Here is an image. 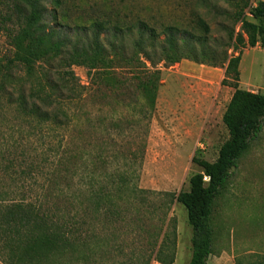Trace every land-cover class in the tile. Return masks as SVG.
<instances>
[{"label": "trees", "instance_id": "obj_1", "mask_svg": "<svg viewBox=\"0 0 264 264\" xmlns=\"http://www.w3.org/2000/svg\"><path fill=\"white\" fill-rule=\"evenodd\" d=\"M61 6V0H0V21L12 51L10 57L0 60V115L6 111L4 105H14L11 113L17 124L9 129L21 136L18 148L33 137L47 146L45 133L57 135L50 145L55 148L49 151L54 159L58 157L50 161L54 170L45 169L46 161L38 165L30 162V169L18 170L10 178L23 183L42 170H51L45 171L47 179L58 177L74 191L66 194L67 202L53 205L46 200V193L29 197L32 191L23 185H15L17 201L3 205L5 194L0 193L4 264H97L107 241L97 232L99 224L121 221L122 205L131 202L160 210L163 222L173 203L181 205L191 230L188 264H207L212 254L211 217L216 200L227 189L231 171L248 152L264 121V95L238 86L242 50L258 45L264 50V2L254 6L245 3L247 15L255 23L248 22L240 11L235 20L240 24L238 33L231 30L227 33L229 42L218 46L208 44L209 28L199 16L192 27L185 28L174 25L156 29L141 20L122 28L100 21L89 27H70L59 21ZM181 60L224 69L221 85L234 91L222 117L228 139L214 162L192 158L200 172L190 178L187 191L144 196L137 188L135 171L142 149L137 144L133 148L128 140L131 135L126 134L148 129L159 89L156 65L169 66ZM73 67L91 72L88 88L80 86ZM83 92H88L93 102L95 98L105 101L101 107L107 111L119 109L121 114L103 117L97 111L93 114L92 106H87L91 112L85 114ZM76 111L81 115L75 116ZM84 123L90 137L81 146L72 140L65 143L59 132L71 128L80 132ZM18 124L28 132L19 131ZM116 141L122 144L117 147ZM11 146L15 148L14 143ZM2 149L0 146V180L16 161L5 159ZM113 165L114 171L108 173L107 167ZM58 169L63 175L56 173ZM153 196H162L159 205L149 204ZM164 248L169 249L162 244L155 262L173 264V253L163 258Z\"/></svg>", "mask_w": 264, "mask_h": 264}, {"label": "rangeland", "instance_id": "obj_2", "mask_svg": "<svg viewBox=\"0 0 264 264\" xmlns=\"http://www.w3.org/2000/svg\"><path fill=\"white\" fill-rule=\"evenodd\" d=\"M61 1L58 19L70 27H89L94 21H100L109 22L110 25L119 24L122 28L141 20L156 29L174 25L185 28L191 26L195 17L199 16L209 28L207 42L210 46L226 45L229 42L227 33L233 29L235 34L238 33L240 24L235 23V20L240 11H243V16L247 17L248 22L255 23L247 15L248 8H245V3L254 6L258 2H264V0ZM222 50L225 51L226 48ZM11 52L0 21V60L10 57ZM228 54L231 55V50ZM53 65L57 70V62ZM155 70H159L160 81L155 111L148 129H140L126 135H131L128 140L134 144L133 148L137 144V147L142 149L139 153L138 149L136 150V154H141L135 168L137 188L145 193L144 196L148 193L177 195L179 192L187 191L190 178L200 172V169L193 165L192 158L195 156L206 162H214L221 145L228 139L222 117L234 91L221 85L224 69L220 67L213 68L190 60H181L169 66L158 63ZM72 72L81 87L90 86L91 72L88 69L73 67ZM239 73L240 90L264 95V50L260 45L242 50ZM15 75L22 77L21 73ZM28 89L27 83L24 88L26 94ZM8 90L10 93L11 90ZM83 94L87 100L81 104L85 108H83L85 114L86 111L91 112L87 106H92L93 114L97 111L103 117L116 115L117 112L121 114L119 109L107 111V107H101L106 102L101 103L99 98H95L93 102L88 92ZM95 105H100V108ZM13 107L14 105L8 107L4 105L6 111L0 115L2 155L5 159H16L12 168L2 175L0 180V193L5 194L3 205L18 200L15 185H23L24 188L30 189L32 192L29 197L34 195L36 197V192H40V195L46 193V200L50 205L67 202L69 198L66 194L71 195L74 191H70L67 187L70 184L66 186L58 177L47 179L46 172L51 173V170H42L38 176L23 183H17L16 179L11 180L14 172L30 169V162L38 165L39 162L46 161L43 162L45 169L54 170L52 167L54 164L50 161L54 162L58 158L54 159L49 153L55 148L50 146L57 137L53 133H45L47 146L33 137V140L26 139L19 148L17 147L21 136L18 133L12 134L9 129L11 125L17 124L13 122L15 118L11 113ZM74 115L80 116L81 111H76ZM19 127V131L28 132L27 127L21 124ZM79 129L80 132L71 128L59 133L64 136L65 143L72 140L81 146L90 135L86 123ZM12 143L15 144V148H12ZM120 144L122 143L116 141L117 147ZM32 149L35 151L31 152ZM114 169L115 165L107 167L108 173ZM56 173L63 175L62 169H58ZM153 198V202H149L151 205H159L162 201V196ZM138 204L134 202L123 204L121 221L104 226L99 224L97 232H100L101 237L107 241L97 256V264H158L155 258L162 244L169 248H164L163 258L173 253V264H188L191 257V230L187 224L185 209L173 203L163 222L160 210L149 208L148 204L137 206ZM211 225L212 254L207 264H264V121L261 132L251 142L248 152L231 171L227 189L217 198ZM1 248L0 244V264H4V252Z\"/></svg>", "mask_w": 264, "mask_h": 264}, {"label": "built area", "instance_id": "obj_3", "mask_svg": "<svg viewBox=\"0 0 264 264\" xmlns=\"http://www.w3.org/2000/svg\"><path fill=\"white\" fill-rule=\"evenodd\" d=\"M204 181H207V179H204Z\"/></svg>", "mask_w": 264, "mask_h": 264}]
</instances>
